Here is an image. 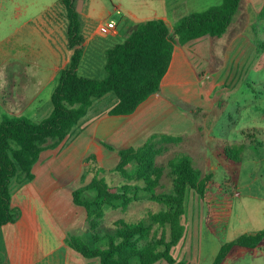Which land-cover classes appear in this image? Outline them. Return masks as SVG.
Listing matches in <instances>:
<instances>
[{
    "label": "crops",
    "instance_id": "1",
    "mask_svg": "<svg viewBox=\"0 0 264 264\" xmlns=\"http://www.w3.org/2000/svg\"><path fill=\"white\" fill-rule=\"evenodd\" d=\"M161 1V14L152 18L123 17L122 37L117 32L109 40L99 37L98 27L96 30L89 28L87 15L82 14L84 42L78 75L82 72L86 78L94 79L92 75L101 74L105 51L123 42L128 25L161 19L171 30L178 18L196 11L183 6L179 9L177 1ZM262 8L264 0H242L231 25L220 37L204 36L174 46L158 92L132 114L111 116L106 113L108 108L96 112L57 148L42 152L32 168L33 180L19 186L12 194L11 207L19 216L0 230V264H99L95 259L82 258L68 246L67 239L72 236L69 232L84 226L85 211L80 221V207L72 203V192L71 201L69 197L65 201L66 196L60 197L59 192L71 181H81L84 161L91 154L97 156L99 162L106 159L107 154L102 153L107 150L105 145L116 152L138 148L154 135H160L161 140L163 136L177 140L170 142L169 148L186 143L193 148L196 145L203 150L199 155L194 153L202 160L204 170L200 171H212L215 180L218 171L225 169L223 161L216 156L218 148H252L254 137L251 133L264 126V49L259 46L264 37V19H259ZM256 18L262 22L257 27ZM66 26L67 21L60 37L50 31L42 38L38 44L39 55H33L41 59L39 64L32 63L30 49L14 52L12 48L6 60L1 59L4 54H0V70L8 66L11 76L6 81L0 78V117L50 113L39 101L44 91L50 98L59 73L68 66L73 54L67 45ZM18 33L14 32V36ZM32 65L35 66L33 70ZM250 85L257 90L249 91ZM230 170L231 167L227 173ZM87 181L85 178L84 185L90 182ZM256 192L259 194L247 193L245 199L254 203V209L261 211L264 217V190ZM240 197L236 185L234 198ZM231 217L232 210L224 233L229 230ZM202 219L203 224L204 215ZM203 231L199 243L193 238L198 264L209 263V255L205 257V251L199 252V245L204 250L208 244L214 245L212 263L222 244L217 239L219 233L215 236L205 228ZM210 236L217 243L209 241ZM187 238L185 236L184 244L190 245L191 252L193 241L188 242Z\"/></svg>",
    "mask_w": 264,
    "mask_h": 264
},
{
    "label": "trees",
    "instance_id": "2",
    "mask_svg": "<svg viewBox=\"0 0 264 264\" xmlns=\"http://www.w3.org/2000/svg\"><path fill=\"white\" fill-rule=\"evenodd\" d=\"M59 1L65 10L67 45L73 54L58 75L50 96V114L39 122L24 116L0 117V230L18 219V211L11 207L12 194L33 180L32 168L40 154L57 148L70 137L95 101L112 94L115 103L106 113L132 114L158 92L174 46L204 36L220 37L231 25L242 0H221L220 5L184 15L174 22L171 30L161 19L128 25L123 42L105 51V75L100 80L78 75L84 42L81 15L76 12L77 0ZM259 19H264V8ZM162 139L164 143L177 141L166 136ZM155 144L152 138L138 148L118 151V163L110 172L128 181L127 184H109L103 176L106 171L96 166L94 156L89 157L94 162L89 170L94 171L93 177L87 185L72 192V203L85 211L87 236L67 239L68 246L82 258L95 259L99 264H184L176 261L171 251L184 235L181 219L188 191L204 203V225L209 233L216 236L224 230L236 191L240 152L230 147L216 150L217 158L231 166L230 172L217 182L212 171L201 172L187 157L156 165L155 158L161 149ZM163 178L169 181V191L157 192ZM140 200L162 206L150 215V225L119 220L113 224L111 233H98L105 208H126ZM262 242L264 230L222 243L211 264H225L230 256L239 260L254 255L261 251Z\"/></svg>",
    "mask_w": 264,
    "mask_h": 264
},
{
    "label": "rangeland",
    "instance_id": "3",
    "mask_svg": "<svg viewBox=\"0 0 264 264\" xmlns=\"http://www.w3.org/2000/svg\"><path fill=\"white\" fill-rule=\"evenodd\" d=\"M80 11L79 14L83 16L87 15L88 26L91 29L96 30L100 23L106 22L108 20L114 21L118 25L119 36L122 37V18L135 16L138 18H152L155 14H161L163 10V4L161 0H80ZM83 1L85 3V9L83 7ZM179 3V9L183 7L196 10L194 12H201L208 8L210 5L217 6L220 5L221 0H167L168 3ZM78 3V0H77ZM76 3V5H77ZM199 10V11H198ZM65 10L63 5L59 0H0V54H4L1 59L6 60V54L12 51L18 52L20 50L29 51L31 54L32 63H41V59L33 55H39L38 53V44L45 36L47 32L52 31V33L57 37H60L62 30L65 29ZM255 27L260 26L262 23L255 19ZM48 26H50L48 28ZM64 27V28H63ZM63 28V29H62ZM23 29V30H22ZM18 35L14 36V32H18ZM250 32L254 34V30L250 29ZM99 35V34H98ZM118 36V37H119ZM19 37V38H18ZM99 37L102 40L111 39L110 36H101ZM117 37V38H118ZM115 40V39H114ZM259 46L264 45V37H262ZM20 46V48H16ZM32 51V52H31ZM1 57V55H0ZM35 69V66L32 65V70ZM105 73L102 70V73L99 72L95 75H92L94 79L100 80L104 77ZM80 76L85 77V75L80 72ZM10 73L8 66H4L0 70V78L6 81L9 79ZM7 89L9 88V83L7 82ZM251 88L249 91H253L255 88L254 85H250ZM257 89H254L256 91ZM39 103L44 109L45 106L49 108L51 112L50 98L48 97L47 91H44V94L41 95ZM115 103V98L112 94L107 95L101 100H97L89 108L87 115L80 120L78 125L74 130L82 125L85 121L93 118L96 112L104 111L106 108L111 107ZM44 111H47L45 108ZM32 113L25 114L29 119L39 122L45 119L49 114H41L34 116ZM261 129H258L256 132L251 133L254 137L253 147L250 149H238L241 157V164L237 167L238 169V179L237 186L238 192L241 193L240 198H234L232 203V217L229 230L224 233L223 230L219 232L220 236H217V239H220V242L226 243L238 238V236L243 235L244 233L253 234L259 231L264 230V217H262V212L254 209V203L245 199L246 194L251 192L253 194L257 193L256 190H264V126H260ZM80 130V128H79ZM164 137V136H163ZM154 139L156 148L161 149V153L156 156L155 163L156 165H165L169 161L179 157H187L191 165L199 170H204L202 160L199 156H194V153L198 155L203 151L202 147L196 145L193 148L190 144H180L177 146L168 147L169 143H164L163 139L161 140L160 135H154L147 139L144 144L151 139ZM143 145V144H142ZM112 148V147H111ZM108 150V151H107ZM102 150V153H106V161H98V157H95V164L98 168L105 170L103 174L106 181L111 185H120L127 184L128 181L124 180L116 173H111L110 171L115 168L118 163V152L114 151L112 148L109 150ZM96 154V153H93ZM89 156V157H91ZM87 157L84 161V169L82 171L83 178L79 180L71 181L65 189L59 192L60 197L66 196L65 201L70 199L71 201V192L85 186L84 179L87 178V182L93 177V172L89 170L92 168L94 162L89 160ZM225 167L224 170L216 174V181H221L228 173L231 166L225 162H221ZM229 166V167H228ZM227 169V170H226ZM226 170V171H225ZM207 171L205 170L206 173ZM86 181V180H85ZM168 184V186H167ZM87 185V184H86ZM169 181L163 178L162 187L157 190V192H167L169 191ZM248 191L247 189H251ZM69 192V195H67ZM78 213L82 221L83 209L79 208ZM162 206L153 203L149 200H140L128 205L126 208L112 209L105 208L104 218L98 229V233H111L113 231V224L119 220L126 222H138L143 221L146 226L150 225L149 217L152 214L160 211ZM185 213L181 219V224L184 227V235L179 244L174 247L171 251L173 258L176 261H183L184 264H198L196 258L197 255L195 240L198 239V243L203 238L204 228L206 229L204 222L202 224V217L205 213L204 203H202L199 198L192 191L186 193V200L184 205ZM82 213V214H81ZM200 224V226H199ZM204 225V228H203ZM155 227L152 226V231ZM87 226L86 221L84 226L80 225L78 230L70 231L69 234L72 236H79L81 238H86L87 236ZM207 230V229H206ZM187 232V233H186ZM185 236L188 237L186 241L192 242L191 252H189L188 244H184ZM196 239V242H197ZM213 236L209 237V241L214 242ZM216 242V241H215ZM217 243V242H216ZM193 247V248H192ZM261 251H258L248 256H245L242 259H235L234 256H230L225 264H264V242L260 245ZM203 250V251H202ZM205 251V257L209 259L211 264V254L214 252V245H209L205 250L199 245V252ZM201 255V253H200ZM157 264H165L164 262H158Z\"/></svg>",
    "mask_w": 264,
    "mask_h": 264
},
{
    "label": "built area",
    "instance_id": "4",
    "mask_svg": "<svg viewBox=\"0 0 264 264\" xmlns=\"http://www.w3.org/2000/svg\"><path fill=\"white\" fill-rule=\"evenodd\" d=\"M118 32V25L110 20L98 26V33L102 36L116 35Z\"/></svg>",
    "mask_w": 264,
    "mask_h": 264
},
{
    "label": "water",
    "instance_id": "5",
    "mask_svg": "<svg viewBox=\"0 0 264 264\" xmlns=\"http://www.w3.org/2000/svg\"><path fill=\"white\" fill-rule=\"evenodd\" d=\"M80 3H81V1L78 0V3H77V5H76V12H77V13H79V11H80Z\"/></svg>",
    "mask_w": 264,
    "mask_h": 264
}]
</instances>
